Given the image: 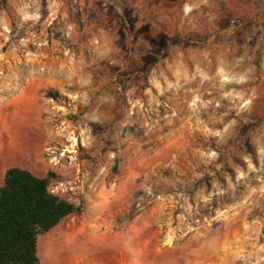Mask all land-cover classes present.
Masks as SVG:
<instances>
[{
    "label": "clouds",
    "instance_id": "1",
    "mask_svg": "<svg viewBox=\"0 0 264 264\" xmlns=\"http://www.w3.org/2000/svg\"><path fill=\"white\" fill-rule=\"evenodd\" d=\"M21 152L0 264H264V0H0V198Z\"/></svg>",
    "mask_w": 264,
    "mask_h": 264
},
{
    "label": "trees",
    "instance_id": "2",
    "mask_svg": "<svg viewBox=\"0 0 264 264\" xmlns=\"http://www.w3.org/2000/svg\"><path fill=\"white\" fill-rule=\"evenodd\" d=\"M31 173L28 170L18 175L13 181L14 190L0 198V252L6 253L17 240H27L25 228L33 214L37 211L47 212V205L35 200L40 189L31 184ZM38 239L34 245L37 250Z\"/></svg>",
    "mask_w": 264,
    "mask_h": 264
},
{
    "label": "rangeland",
    "instance_id": "3",
    "mask_svg": "<svg viewBox=\"0 0 264 264\" xmlns=\"http://www.w3.org/2000/svg\"><path fill=\"white\" fill-rule=\"evenodd\" d=\"M163 42H164V36L161 35V37H160V43L163 44ZM40 142L41 141H40V138L39 137H33V138H31L30 141L26 142L25 147H27L29 144L35 146V145L39 144ZM5 162H6L5 161V158L1 156L0 157V167H2ZM10 162L11 163H14L18 167L27 168V169H29L32 172L39 170L38 169V161H36L35 159L32 160L31 162L27 161L25 159V157H24V155H23L22 152L18 156H16V155L12 156L10 158ZM53 232H55V230ZM53 235H54V233H53ZM49 240L50 239L47 238V237H45V236L39 238L38 239V249L40 248V246H41L42 243H47Z\"/></svg>",
    "mask_w": 264,
    "mask_h": 264
},
{
    "label": "crops",
    "instance_id": "4",
    "mask_svg": "<svg viewBox=\"0 0 264 264\" xmlns=\"http://www.w3.org/2000/svg\"><path fill=\"white\" fill-rule=\"evenodd\" d=\"M1 157V156H0ZM17 166V165H16ZM18 167V166H17ZM22 168V167H21ZM27 169V168H26ZM29 170V169H28ZM32 172V171H31ZM55 229H53V231H54ZM53 233L54 232H51V233H47L46 235H45V237H47V238H49V239H51V236L53 235Z\"/></svg>",
    "mask_w": 264,
    "mask_h": 264
}]
</instances>
